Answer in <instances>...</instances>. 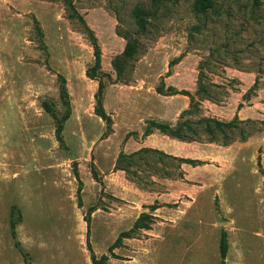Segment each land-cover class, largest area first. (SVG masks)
I'll return each mask as SVG.
<instances>
[{"label":"rangeland","instance_id":"374dc122","mask_svg":"<svg viewBox=\"0 0 264 264\" xmlns=\"http://www.w3.org/2000/svg\"><path fill=\"white\" fill-rule=\"evenodd\" d=\"M197 1L0 0V264H264V0Z\"/></svg>","mask_w":264,"mask_h":264},{"label":"trees","instance_id":"16d2710c","mask_svg":"<svg viewBox=\"0 0 264 264\" xmlns=\"http://www.w3.org/2000/svg\"><path fill=\"white\" fill-rule=\"evenodd\" d=\"M252 2H253L254 5L256 4V0H252ZM214 6H215V3H214L213 0H198L196 2V9H197V11H199L201 13H204V12H207L208 10L213 9ZM77 18L80 21V23L82 24V26L85 29V31L88 33V35H90V39H92V35H91L90 31L84 25L82 19L80 17H77ZM92 43H94L93 40H92ZM130 56H131V50H129V48H126L124 53L121 55V58H128ZM94 57H95L94 66H93L91 72H88V74H87L88 77L91 78V79L95 78V73H96L97 69L99 68V55H98V50H97L96 46H94ZM119 69H121V68H119ZM120 72H121V70L118 71V73H120ZM102 88H103V86H102L101 82H99L98 83L97 94H96V97H95L96 98V115L105 123L106 129H108V126H109V123H110V119L105 114V112L103 110V107H102V104H101V99H100V94H101ZM60 98L62 100L66 99V92H65L64 88H61V90H60ZM45 110H46V112L50 113V115L53 118H55L54 113L47 107L46 104H45ZM68 116H69V113L67 112L65 114V116L56 123L55 137H56V140L59 143L63 142L61 133H62V129H63V123L68 119ZM207 122L208 121H203V123H207ZM213 126H214V129L218 130V131H222L224 129H229L230 130V129H234L236 127L234 122L222 123V122H217V121L213 122ZM151 129L162 131V132H165V133H168V134L170 133L173 137H175L177 139H180V136L178 134V129L172 130L171 126H169L167 124L156 123V122H153V121L149 122L148 123V127L145 129L144 136H148L149 134H151ZM212 131H213V129H211L210 126H207V132L211 133ZM178 161L181 164H187V165H193V164L200 163L198 161L190 160V159H179ZM224 256H225V250L222 251L221 258L223 259ZM92 261L94 262L93 257H92Z\"/></svg>","mask_w":264,"mask_h":264},{"label":"crops","instance_id":"0c3cea01","mask_svg":"<svg viewBox=\"0 0 264 264\" xmlns=\"http://www.w3.org/2000/svg\"><path fill=\"white\" fill-rule=\"evenodd\" d=\"M151 135H152V134H151ZM151 135H150V136H151ZM147 138H148V137H147ZM182 165H185V164H182ZM186 165H187V164H186Z\"/></svg>","mask_w":264,"mask_h":264}]
</instances>
